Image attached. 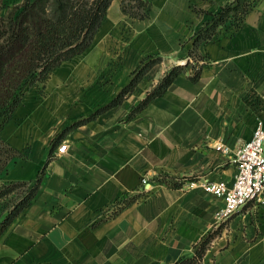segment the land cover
I'll list each match as a JSON object with an SVG mask.
<instances>
[{"label": "crops", "instance_id": "1", "mask_svg": "<svg viewBox=\"0 0 264 264\" xmlns=\"http://www.w3.org/2000/svg\"><path fill=\"white\" fill-rule=\"evenodd\" d=\"M234 1L151 0L138 20L113 0L91 46L26 95L1 132L23 156L1 180H33L53 159L2 234L0 264H174L208 234L204 264H264V195L224 220V200L203 187L233 184L236 150L264 124V0L219 26L197 48L200 61L190 58L197 34ZM150 56L163 59L109 107ZM188 62L201 68L197 81L190 65L131 116ZM164 176L182 186L156 182Z\"/></svg>", "mask_w": 264, "mask_h": 264}, {"label": "trees", "instance_id": "2", "mask_svg": "<svg viewBox=\"0 0 264 264\" xmlns=\"http://www.w3.org/2000/svg\"><path fill=\"white\" fill-rule=\"evenodd\" d=\"M27 1L21 7L20 12L13 13L10 17L6 39L8 46L14 45V49L17 44L22 46L27 44L26 47L30 44L31 49L28 46L30 49L28 51L31 52L28 54L29 56L27 55V59H22V61L15 60L16 56L14 57L13 64L15 65L14 71L16 74L8 75L10 72L0 73L8 81L0 89V200L13 194L18 187L24 189V195L19 196L17 201L15 200L16 203L10 209H7L5 216L6 209L0 211V218H2L0 220V238L23 209L37 197L47 165L53 159V153H51L43 170L33 180L23 182L2 181L1 176L11 162L18 157H22L23 154L5 142L1 137V132L5 124L12 118L14 111L22 103L27 87H31L36 81L45 82L48 75L62 62L82 54L91 46L113 0H52V2L46 0L48 2L47 5L51 7L48 17H45V14L48 15L49 8L43 7L42 2L44 0L40 2V8H37L36 1ZM29 3L31 4L29 5ZM150 5L151 0H123L122 10L124 14L134 19L142 20L148 17ZM251 5V0H235L232 4L222 8L219 13L214 14L211 22L208 23L209 26L195 37L194 49L190 52V58H194L195 62L200 61L201 58L196 52L197 48L203 42L212 40L217 28L232 16L235 21H238ZM16 51L17 49L14 51V55ZM3 52L0 51V54L2 55ZM161 61L162 57L160 56H150L144 59L130 83L123 88L109 107L121 103L126 95L134 91L144 75ZM190 65L192 64L188 62L171 68L160 80L155 90L147 95L132 112L131 116L142 110L153 99L161 96L172 84L175 77L184 73ZM192 68L195 72L191 76V80L197 81L200 77L201 68H197V64L192 65ZM100 112L101 110L88 119L74 123L69 129L94 118ZM156 182L174 188L182 186L181 182L167 176L156 178ZM212 238V234L205 236L195 246L196 250L193 256L181 258L174 264H204L205 255Z\"/></svg>", "mask_w": 264, "mask_h": 264}, {"label": "built area", "instance_id": "3", "mask_svg": "<svg viewBox=\"0 0 264 264\" xmlns=\"http://www.w3.org/2000/svg\"><path fill=\"white\" fill-rule=\"evenodd\" d=\"M218 150L229 153V147L217 146ZM67 150V144L59 148L60 153ZM233 162L237 173L233 184L225 182L204 183L203 187L224 200L220 217L227 220L249 203L258 201L264 195V124L259 123L254 129L251 139L241 144L235 152ZM147 177L142 184L147 185ZM148 191V189H144Z\"/></svg>", "mask_w": 264, "mask_h": 264}, {"label": "rangeland", "instance_id": "4", "mask_svg": "<svg viewBox=\"0 0 264 264\" xmlns=\"http://www.w3.org/2000/svg\"><path fill=\"white\" fill-rule=\"evenodd\" d=\"M34 1L37 2V4H36L37 8H40V6H39V5H41L40 2H42L43 0H31V2H34ZM27 2H28L27 0H0V51H4L2 55L0 54V66H1L0 67V73L1 74H5L7 72H10L8 75L16 74V72L14 71L15 70V65L13 64L14 57L16 56L15 60L22 61V59H27V55L30 54V52H31V51H28V50L31 49L30 48V44L28 45L30 49L28 48V46L26 47L27 44H23L24 46H22L21 44H17L16 48L14 49V45L13 46H8L9 44L7 43L8 41L6 39L7 36H8L7 27H8V22H9L10 17L13 15V13L20 12L21 9H22L21 7L24 6ZM49 2H52V0H49ZM47 3L48 2H46V0H44L42 2L43 7H48L49 8L48 15L45 14V17L49 16V14H50L49 12L51 10V7L48 6ZM122 3H123V0H121V9H122ZM30 4L31 3H29V5ZM127 16H129V15H127ZM130 18H132V17H130ZM32 36H34V35H32ZM2 48H5V49H2ZM16 49H17V51L15 52V55H14V51ZM191 59L193 61H195L194 58H191ZM65 62L66 61L62 62L58 67H60ZM175 66H177V65H174L173 67H175ZM58 67L56 69H58ZM56 69H54L48 75V77L45 80V82H37L36 81V82H34L32 84L31 87H27L26 90H25V93H26L25 97L33 88L34 89H41V88L45 87L46 84L48 83V79L50 78V75H52V73ZM5 82L8 83V81H6V77L3 76V75H0V83H1L0 89L2 88L3 85H5ZM49 85H51V84H49ZM155 88H152V91L150 93H152L155 90ZM23 190H24L23 188H19L18 187V188H16L14 190L13 194H11L10 196L0 200V211H2L3 209H6V212L4 213V216L7 214V209H10V207L14 203H16L15 200L17 201L19 196H23L24 195L23 194V192H24ZM1 219L2 218H0V220Z\"/></svg>", "mask_w": 264, "mask_h": 264}]
</instances>
